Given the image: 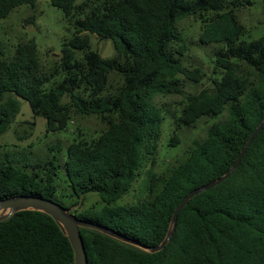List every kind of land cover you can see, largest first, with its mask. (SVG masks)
<instances>
[{
  "label": "trees",
  "instance_id": "trees-1",
  "mask_svg": "<svg viewBox=\"0 0 264 264\" xmlns=\"http://www.w3.org/2000/svg\"><path fill=\"white\" fill-rule=\"evenodd\" d=\"M48 1L72 33L47 65L33 39L10 48L0 41V135L15 119L20 97L33 116L44 117L46 133L72 125L73 136L66 152L52 144L39 160L31 156L33 144L13 154L0 147V200L33 195L62 204L56 192L64 181L69 194L62 205L72 214L157 245L181 198L227 171L264 116V34L243 38L235 15L251 0ZM35 2L0 0V19ZM186 18L198 23L200 43L216 47L210 72L183 63L179 22ZM88 34L110 40L114 54L91 49ZM204 77L211 88L183 96L173 112L156 105L159 96L181 94L183 78ZM166 114L178 128L215 119L158 174L151 168ZM88 117L100 125L90 130L77 122ZM20 124L16 133L31 132L34 121ZM178 141L174 133L170 144ZM145 168L146 196L116 204ZM88 195L98 199L88 203ZM79 230L87 264H264V125L234 171L179 210L162 249L147 252L94 229ZM0 264H74L73 251L50 216L21 210L0 221Z\"/></svg>",
  "mask_w": 264,
  "mask_h": 264
},
{
  "label": "rangeland",
  "instance_id": "rangeland-1",
  "mask_svg": "<svg viewBox=\"0 0 264 264\" xmlns=\"http://www.w3.org/2000/svg\"><path fill=\"white\" fill-rule=\"evenodd\" d=\"M77 3L83 0H76ZM237 20L244 26L245 32L243 38L251 39L264 34V0H251V4L241 7L235 12ZM179 29L182 32L185 41V53L181 57L184 65L188 69L193 67H207L210 58L216 49L214 45L202 44L198 40L200 28L193 18H186L179 22ZM72 33V27L65 20L63 12L52 6L48 0H36L35 4H23L12 10L6 17L0 19V41L7 47H12L18 42H24L33 39L37 45L40 61L47 65L53 58L58 57L59 50L65 39ZM91 49L96 50L103 57H110L114 54L110 40L99 39L95 34H88ZM212 86L209 78L204 77L201 82H193L183 78V87L181 94H169L159 96L155 103L160 108L173 112L177 103L183 96L189 93H195L201 88L210 89ZM19 110L15 119L11 122L9 129L0 135V147L9 151L10 154L20 151L27 152L28 145L33 144L29 149L32 151L34 160L43 159L47 154L48 146L56 144L66 152L67 142L71 140L74 126L69 125L67 131L55 134L45 132V119L43 116H33L29 104L26 100L18 97ZM170 114H166L162 123V131L158 141V150L156 154L155 165L152 171L164 173L171 167L175 161L182 156L184 151L190 146L194 139L201 138L208 124L215 118H201L193 127L178 128L173 122ZM32 122L34 126L31 132L29 130L16 129L20 122ZM82 126L93 130L100 124L94 117L77 119ZM76 123V122H75ZM26 126V124H20ZM174 133L178 134L179 141L170 144ZM26 148V149H25ZM59 162L63 159L60 156ZM146 169L132 184L131 189L116 201V204H128L137 201L144 195L141 190L146 183ZM69 194L68 186L64 181L59 183V189L56 192L57 199L62 204H67ZM98 198L94 195H88L87 202H95ZM101 203H99L100 205Z\"/></svg>",
  "mask_w": 264,
  "mask_h": 264
},
{
  "label": "water",
  "instance_id": "water-1",
  "mask_svg": "<svg viewBox=\"0 0 264 264\" xmlns=\"http://www.w3.org/2000/svg\"><path fill=\"white\" fill-rule=\"evenodd\" d=\"M263 125H264V116L255 126V128L253 129V131L245 141L244 145L241 147L240 151L236 155L235 159L232 161L227 171H225L222 175L218 176L217 178L191 189L181 198V200L177 203V205L172 211L169 221V226L167 228V231L163 239L157 245L154 246L143 245L140 242L125 237L105 226L94 224L87 220L78 218L77 216L72 214L68 208H65L62 204L52 199L44 198L41 196L16 195L1 199L0 221L10 217L13 213L21 210H35L47 214L57 223V225L60 227L63 233L67 236L73 251L74 264H87V257L79 230L80 227L97 230L109 237L139 247L147 252H156L162 249L169 241L175 227L176 218L179 210L193 196L215 186L216 184L227 178L234 171V169L237 167L238 163L240 162L243 154L245 153L246 149L248 148L249 144L252 142V140L254 139V137L256 136V134Z\"/></svg>",
  "mask_w": 264,
  "mask_h": 264
}]
</instances>
